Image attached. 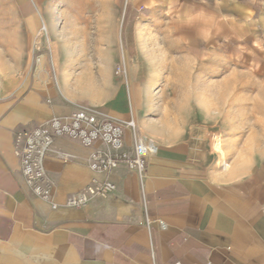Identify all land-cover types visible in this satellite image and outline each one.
<instances>
[{"label":"crops","instance_id":"0c3cea01","mask_svg":"<svg viewBox=\"0 0 264 264\" xmlns=\"http://www.w3.org/2000/svg\"><path fill=\"white\" fill-rule=\"evenodd\" d=\"M256 3L98 0L87 10L99 15L86 22L100 27L143 10L207 12L208 26L222 27L228 17H251ZM73 11L56 0H0V264H264V166L223 173L193 141L160 136L168 125L140 114L148 91L130 86L126 58L115 76L113 35L85 37ZM81 108L125 125L123 153L134 155L132 120L158 151L142 175L126 164L97 173L90 156L110 152L107 145L59 136L45 158L51 197H39L23 173L26 138ZM95 180L114 189L92 194ZM78 194L86 203L70 205Z\"/></svg>","mask_w":264,"mask_h":264},{"label":"rangeland","instance_id":"374dc122","mask_svg":"<svg viewBox=\"0 0 264 264\" xmlns=\"http://www.w3.org/2000/svg\"><path fill=\"white\" fill-rule=\"evenodd\" d=\"M97 1L56 0L76 10L85 37L96 40L103 29L113 35L120 57L115 76L126 58L128 83L148 91L140 114L168 125L160 136L193 141L223 173L264 166V0L248 19L228 17L222 27H209L207 12L184 19L179 12L144 10L121 12L116 23L98 27L86 22L89 13L99 15L87 10Z\"/></svg>","mask_w":264,"mask_h":264},{"label":"built area","instance_id":"2783aa9c","mask_svg":"<svg viewBox=\"0 0 264 264\" xmlns=\"http://www.w3.org/2000/svg\"><path fill=\"white\" fill-rule=\"evenodd\" d=\"M118 69L117 75L124 74ZM134 134V155L122 152L124 146L125 125L101 116L90 108H81L68 121L52 119L47 125H41L27 136L21 151L22 168L25 179L33 192L44 199L51 197V188L46 182L45 158L54 141L59 136L77 139L86 147H92L101 141L110 148V152L94 151L90 156V169L97 173H110L122 164L133 167L142 175L149 157L156 154L158 146L148 137L140 135L134 120L127 123ZM114 189L110 181L95 180L89 187L92 194L105 193ZM86 203V197L78 194L69 204L80 207ZM57 205L53 204L55 209ZM181 264V263H176Z\"/></svg>","mask_w":264,"mask_h":264},{"label":"bare ground","instance_id":"6f19581e","mask_svg":"<svg viewBox=\"0 0 264 264\" xmlns=\"http://www.w3.org/2000/svg\"><path fill=\"white\" fill-rule=\"evenodd\" d=\"M225 91H226L225 89H221V88H220V90H219V98L221 99V101L224 100V99L226 98V95H225L226 93H225ZM180 113H181L182 115H185L184 110L181 109V108H180Z\"/></svg>","mask_w":264,"mask_h":264}]
</instances>
